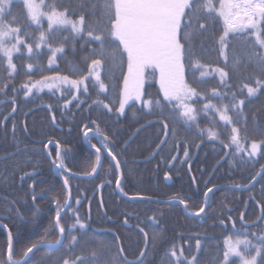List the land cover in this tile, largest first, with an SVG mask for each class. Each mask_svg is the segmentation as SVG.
<instances>
[{
  "label": "trees",
  "instance_id": "obj_1",
  "mask_svg": "<svg viewBox=\"0 0 264 264\" xmlns=\"http://www.w3.org/2000/svg\"><path fill=\"white\" fill-rule=\"evenodd\" d=\"M45 3L54 5L59 10H63L65 6L70 7L77 15L85 14L86 31L88 24H94L103 18V0H84L83 5H81V0H45ZM93 3L96 4L94 9ZM213 3L218 6L219 0H213ZM44 10L48 11V8ZM12 11L22 22L25 21L22 2L15 1ZM77 15H73L72 18L76 19ZM43 26L47 28V22L44 20ZM28 30L34 35L39 34V28L35 24H32ZM192 31L197 51L202 53L201 62L214 64L217 54L212 49L217 47L218 38L223 32L222 20L216 16L206 30L202 31L193 26ZM57 35L69 37L65 53L57 56L58 70L64 75L75 78L80 72L87 70L84 57L90 56V49L98 47V44L86 42L83 37L76 38L74 41L75 51H73V40L70 33L61 31ZM229 39L232 42L230 48L233 44L236 46V53H229L230 60L239 57L244 75L253 73L254 66L247 60L252 52L250 47L252 42L249 41L245 44L236 34H230ZM118 43L115 38L111 40L112 47H116ZM256 50L259 51V49ZM49 56L50 52L42 49L38 57L39 63L46 68ZM13 60L17 64V72L14 74V86L17 90L14 92L13 86H10L5 93H0V222L3 226H0V263L7 262L9 241L5 229L12 232L13 259L20 261L25 258L23 253L26 248L36 240L59 238L57 231L51 228V224L56 212L55 200L58 199L63 204L67 188L54 172L55 166L52 161L56 160L58 151L65 157L67 168L75 173L74 176L69 175L71 205L61 217V222L66 228L64 244L67 245V238L72 234L80 237L81 243L72 249L71 253L64 246L56 250L44 248H40L38 251L34 250L28 258L27 264H57L59 257L74 259L75 256L87 257L85 264H103L105 261L110 264L117 243V236L113 233L118 234L119 243L123 245V253L127 259L134 260L144 247V238L137 226L147 231L150 238L154 233H160L155 247L148 251L146 264H168L169 257L166 253L173 245H184L185 255H190L194 249H189L187 245L191 243L194 246L196 238H200L202 241V247L196 253L199 264H214L217 254L222 253L224 249L225 239L229 236L235 238L241 235L240 232H237V229L241 228L238 215L244 210L246 200L250 195H256L257 199L260 198L259 192L261 184H264V176L249 191H239L236 189L238 187L234 185L249 184L251 174L264 165V149H262V154L254 159L246 157L241 159L242 154H236L234 157L229 155V158L210 177L215 164L222 158L225 150L219 145L211 143L210 139L204 138L201 142V138L196 136L195 131L187 133V137H185L184 126L181 124L179 126L181 136L176 140L175 146L169 140V143L164 145L159 154L151 158L163 137L162 125L154 123L137 133L136 130L141 124L156 119L146 116V110H142L139 104L130 102L123 115L114 111L110 113L102 105L92 104V101L99 98L104 103L112 104L115 108L118 106L114 99L115 93L111 91L100 93L91 80L88 93H84L83 90L80 93V99L84 100V103L79 107H77L79 101L73 100L69 108H63L64 100L71 98V92L67 89L64 96L45 89L39 94L34 91L31 97H25L24 89L19 87L28 74L25 65L36 61L35 58L29 60L23 47L20 53L14 54ZM54 70L57 69H48L46 74H50ZM186 71L191 83L193 82L191 78L198 77L200 69L188 67ZM30 74L34 79H38L41 73L39 69H34ZM153 76L150 74L147 76L145 91L153 94L154 99H162L159 83ZM7 78L6 59L0 55V85ZM205 79L207 81L205 87L219 86L218 79ZM243 82L252 83L251 80ZM105 83H109V81L105 79ZM240 83L239 80L231 79L229 84L233 87L222 90L236 92ZM253 86H255L254 83ZM237 95L244 99L247 94L245 92L241 95L237 92ZM12 97H15V105ZM213 102L219 103V98ZM228 102L229 99L225 97L224 103ZM49 104L54 106L51 110L48 108ZM89 105H92L91 108ZM13 106L16 107L14 113L11 112ZM133 111L136 112L135 117ZM243 111L251 130L250 134L254 133L252 138L260 139L261 134H264V89L256 96L246 98ZM52 112L55 113L56 123L51 120ZM5 117H7L6 120ZM90 121H96L99 124L101 131L113 142L110 147L114 152L119 153L125 177L122 186L128 196L139 192L163 201L188 199L187 210L191 214L202 205L203 193L207 187L217 185L231 186V188L225 187L211 193L209 208L200 217L188 215L177 202L150 203L146 200H130L128 197L121 196L114 183L118 173L108 154L104 153L97 175L93 179V174L89 175L91 168L95 165V151L90 145H97L94 134L89 133V136L92 137L90 143L83 135V124L88 123L89 127L95 128V125ZM211 126L208 119L201 117V128ZM217 131L223 132L224 129L221 127ZM135 132L136 137L126 146ZM186 138L190 153V157L187 159L183 157L186 144L180 142ZM49 139L59 141L61 147L58 149L55 143L48 144ZM220 141H223L224 144L228 142L227 137L223 134L220 136ZM195 144H199V147H195ZM234 150L233 146L230 152H234ZM195 152H199L192 167L196 185L187 170L188 163ZM173 156H176L175 160H172ZM233 160L234 163H231ZM201 168H205V171L202 172ZM34 169L36 174L24 176L23 182H21V176ZM166 172L171 173L169 181L164 178ZM33 180L36 181L35 192L42 195V198L35 200V205L32 200L33 193L29 189ZM102 183L103 187H100ZM77 199L80 200L79 204L76 203ZM12 201H15L14 205L11 203ZM17 209L20 214L17 213ZM74 211H78L81 219L88 224L86 230H81L77 226L76 229L68 232L69 225L75 222ZM160 212L163 213L162 219H160ZM122 213L135 214L129 216L128 225L122 223L124 220ZM257 214L258 209L254 204H251L246 219L252 221ZM153 215L157 217V225H153L148 220V217ZM228 217L236 219L235 228L231 221L227 220ZM222 220L226 221L227 229L220 224ZM262 227L264 225L259 223L252 227H244L249 239L254 244L259 241L252 233L258 234ZM97 241L103 242L106 249H111V252L106 250L99 260H94L91 253L99 247ZM120 264H123L122 260ZM230 264H240L239 258H231Z\"/></svg>",
  "mask_w": 264,
  "mask_h": 264
},
{
  "label": "snow or ice",
  "instance_id": "obj_2",
  "mask_svg": "<svg viewBox=\"0 0 264 264\" xmlns=\"http://www.w3.org/2000/svg\"><path fill=\"white\" fill-rule=\"evenodd\" d=\"M14 2L15 0H0V55L6 59L8 72V78L0 85V93H5L10 86H13L14 92L17 90L14 86L17 64L13 57L14 54L20 53L23 47L29 60L35 58L36 61L25 65L28 74L19 85L24 89L25 97H31L34 91L39 94L45 89L64 96L67 89L71 92V98L64 100L63 108H69L73 100L79 101L77 105L79 107L84 103V100L80 99V93L82 90L84 93H88L91 80L100 93L114 92V99L118 106L113 108L112 104L104 103L99 98L93 100L92 104L102 105L110 113L114 111L123 115L130 102H136L142 107V110H146V116L156 118L146 121L145 125H141V128L152 123L162 125L163 138L160 139L157 148L168 144L169 140L175 146L176 140L181 136L179 126L183 124L185 137H187V133L195 131L196 136L201 138V142L204 138L220 141V136L225 135L228 141L224 144L225 156L232 155L234 157L236 154H242L241 159L245 157L254 159L262 154L264 134H261L260 139L252 138L254 133L250 134L251 130L248 127L243 107L247 97H254L264 89V27H262L264 25V0H219L218 6L213 3V0H103V18L94 24H88L87 31L85 14L77 15L70 7L65 6L63 10H59L54 5L46 4L45 0H23L25 21L22 22L12 11ZM83 3L84 0H81V5ZM95 7L96 4L93 3V9ZM45 8H48V11H45ZM73 15H77V18L73 19ZM216 16H219L223 22V32L218 38L217 47L212 49L217 54V58L214 64L202 63L200 59L202 53L197 51L192 29L195 26L202 31L206 30ZM44 18L47 20V28L43 26ZM32 24L38 26V35H34L28 30ZM61 31L70 33L73 40V51H75L74 41L76 38L83 37L86 42L98 44V47L90 49V56L84 57L87 70L80 72L75 78L64 75L58 70L57 56L65 53L69 41L68 36L57 35ZM230 34H236L245 44L249 41L252 42L250 45L252 52L247 60L253 64L255 71L247 76L241 70L239 57L230 60L229 53H236L235 44L230 48L232 43L229 39ZM113 38L119 42L116 47L111 46ZM30 40L33 42H29ZM42 49L50 52L47 68L39 63L38 57ZM221 64L223 66H220ZM188 67L200 69L198 77L191 78L193 81L191 83L186 71ZM51 68L57 70L46 74ZM34 69H39L41 73L38 79H34L30 74ZM146 72L150 75H155L158 72L159 92L162 94V99H154L153 94L145 91ZM205 78L218 79L219 86L205 87L207 83ZM105 79L109 83H105ZM231 79L241 81L237 91L222 90L233 87L229 84ZM244 80H251L252 83H244ZM237 92L241 95L246 92V98L241 99ZM225 97L229 99L228 103H224ZM217 98H219V103H214L213 101ZM12 99L15 105V97ZM91 106L89 105V108ZM53 107L51 104L48 105L50 110ZM15 111L16 107L13 106L11 112ZM133 116H136L135 111H133ZM201 117L208 119L212 126L201 128ZM6 119L7 117H5ZM51 120L56 123L54 112L51 113ZM90 123L95 125V128L89 127L88 123L83 124V135L89 140V143L92 139L89 133L94 132L95 136L101 138V144L107 150L118 173L114 181L115 188L130 200L161 203L162 201L156 197L143 195L139 192L128 196V193L124 192L122 185L125 177L119 153L114 152L110 147L113 142L101 131L99 124L96 121H90ZM221 127L224 131H217ZM180 142L186 144L183 157L187 159L190 157L188 139H183ZM220 142L223 143V141ZM47 143H55L58 149L61 147L60 142L54 139H49ZM194 146L198 148L199 144ZM233 146L234 152L228 151ZM92 147L95 149V165L91 168L89 175L97 172V167L101 162V147L95 144ZM175 159L176 156H173L172 160ZM181 162L183 163V160ZM52 163L61 170L63 184L67 187L64 203L61 204L58 199L55 200L56 212L51 224V228L57 231L59 238L56 240L41 238L31 243V246L27 247L23 253L26 258L30 257L34 250L38 251L45 246L50 248L57 245L64 246L71 253L72 249L81 243L80 237L72 234L67 238V245L64 244L66 228L61 222L62 212L69 207L71 199L69 175L74 176L75 173L67 168L65 157L59 151L56 160H53ZM231 163H234V160ZM190 168L189 164V170ZM65 172L68 175H65ZM35 174V169L32 172L24 173L20 178L21 182H23L24 176ZM262 176H264V165L251 174L248 185L234 186L242 189L249 188L257 177ZM164 178L165 180L171 179V173L166 172ZM35 183L36 181L33 180L29 185V189L33 193V201L37 199L38 195L35 192ZM193 183L195 184L194 176ZM100 187H103V183ZM217 187V185L207 187L203 193L202 205L191 215L200 217L201 214L206 213V209L209 208V194L213 193ZM259 197V199L256 195L248 197L258 206V214L254 220L248 221L245 219L243 211L239 213L238 219L241 222V228L237 229V232H240L241 235L235 238L229 236L225 239L224 249L222 253L217 254L214 264H230L233 256L239 258L240 264H264V227L259 230L258 234L252 233L259 241L256 244L249 239V235L243 227L247 224L254 226L257 223L264 225V184H261ZM176 202L184 208L189 207L188 199ZM11 203L14 205L15 201ZM76 203L79 204L80 200L77 199ZM247 207L246 203L245 209ZM17 213L20 214L19 209H17ZM73 215L75 222L69 225L68 232L76 229L77 226L81 230H86L88 224L81 219L79 212L74 211ZM122 215L124 216L122 223L128 225L129 216L135 214L122 213ZM162 218L163 213L160 212V219ZM148 220L153 225L158 224L155 215L148 217ZM227 220H230L235 228L236 219L228 217ZM220 223L223 225L226 221L222 220ZM137 227L144 238V247L139 256L134 260H128L123 253V245L119 243L118 234L113 233L117 236V243L110 264H120L121 260L123 264H146L148 251L155 247L160 233H154L150 238L147 231ZM12 239V232L8 230L9 243L6 264H27V259L24 261L13 259ZM97 244L99 247L91 253L94 260H99L106 250L111 252V249H106L103 242L97 241ZM187 247L194 249L190 255H185L184 245H173L166 253L169 257L168 264H199L196 253L202 247L201 239L196 238L194 246L189 243ZM87 259L84 256H75L74 259L59 257L57 264H85ZM103 264H109V262L105 261Z\"/></svg>",
  "mask_w": 264,
  "mask_h": 264
},
{
  "label": "water",
  "instance_id": "obj_3",
  "mask_svg": "<svg viewBox=\"0 0 264 264\" xmlns=\"http://www.w3.org/2000/svg\"><path fill=\"white\" fill-rule=\"evenodd\" d=\"M147 126H148V125H147ZM147 126H144L143 128H145V127H147ZM143 128L140 127L139 129L142 130ZM162 146H163V145H162ZM162 146H161V147H162ZM161 147L156 149V153H158V151L161 149ZM227 157H228V156H224V158H223L222 160L219 161V163L215 166L213 172L216 171V169L218 168V166H219L221 163H223ZM100 165H101V162H100ZM100 165L97 167V172L99 171ZM58 170H60V169H57V168L55 167V172H56V173H57ZM97 172L92 176V178L95 177V175L97 174ZM251 186H252V185H251ZM219 188H220V187H219ZM215 189H217V188H215ZM215 189H214V190H215ZM220 189H221V188H220ZM246 189H249V188H246ZM184 209H185V208H184ZM66 210H67V208L64 210V212H65ZM64 212H63V213H64ZM63 213H62V214H63ZM244 213H246V210L244 211ZM46 248H50V247H46ZM25 259H28V258L25 257L24 260H25ZM24 260H23V261H24Z\"/></svg>",
  "mask_w": 264,
  "mask_h": 264
},
{
  "label": "rangeland",
  "instance_id": "obj_4",
  "mask_svg": "<svg viewBox=\"0 0 264 264\" xmlns=\"http://www.w3.org/2000/svg\"><path fill=\"white\" fill-rule=\"evenodd\" d=\"M15 1H17V0H15ZM18 1H20V2L23 3V0H18ZM44 19H45L44 21L47 22L46 18H44ZM148 75H149V73L146 72V77H147ZM154 76L157 78V82H158V72H156ZM154 76H153V78H154ZM152 81H154V79H152ZM146 83H147V79H146ZM146 83H145V84H146ZM64 174H68V173L65 172ZM58 178L61 179V181H62V183H63V176L61 175V172H60ZM233 257H235V256H233ZM233 257H232V258H233ZM3 264H4V263H3ZM5 264H6V262H5Z\"/></svg>",
  "mask_w": 264,
  "mask_h": 264
},
{
  "label": "flooded vegetation",
  "instance_id": "obj_5",
  "mask_svg": "<svg viewBox=\"0 0 264 264\" xmlns=\"http://www.w3.org/2000/svg\"><path fill=\"white\" fill-rule=\"evenodd\" d=\"M198 157V156H197ZM194 163H195V161H194ZM193 163V164H194ZM193 166V165H192ZM188 171H189V169H187ZM201 170H202V172H204V170H205V168H201Z\"/></svg>",
  "mask_w": 264,
  "mask_h": 264
}]
</instances>
